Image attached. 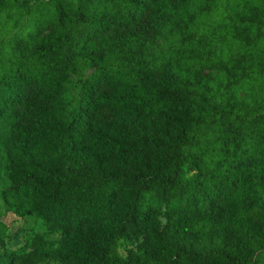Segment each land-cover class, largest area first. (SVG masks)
<instances>
[{
  "label": "trees",
  "instance_id": "16d2710c",
  "mask_svg": "<svg viewBox=\"0 0 264 264\" xmlns=\"http://www.w3.org/2000/svg\"><path fill=\"white\" fill-rule=\"evenodd\" d=\"M51 1L55 28L0 77V150L12 191L5 202L56 235L40 253L58 264H264L257 207L264 183L251 190L264 169L237 165L216 182L200 170L206 124H218L231 155L247 138L264 146V95L246 101L229 93L218 102L214 83L198 72L169 60L145 66L143 49L165 14L159 1L105 0L108 8L91 13L76 0L66 7L70 17ZM24 2L0 0V7ZM238 21L222 28L238 43L248 35L244 22L264 30V0L251 20ZM240 65L244 79L252 66ZM71 87L63 119L57 103ZM168 190L183 199L162 213L152 195ZM20 258L0 252V264Z\"/></svg>",
  "mask_w": 264,
  "mask_h": 264
},
{
  "label": "rangeland",
  "instance_id": "374dc122",
  "mask_svg": "<svg viewBox=\"0 0 264 264\" xmlns=\"http://www.w3.org/2000/svg\"><path fill=\"white\" fill-rule=\"evenodd\" d=\"M64 8L76 0H56ZM91 13L98 7H109L105 0H81ZM152 6L154 0H142ZM165 10L159 20L158 30L154 31L143 49L145 66L154 68L164 60L177 63L185 74L198 72L214 83L213 90L218 102L229 93L236 98L251 101L259 93L264 95V30L263 27L244 22L248 26L245 43L232 40L222 29L239 28L238 17L246 14L248 19L254 14L259 0H156ZM54 3L51 0H26L22 5L9 3L0 7V77L8 62L18 55H26L30 45L46 34L54 25ZM116 63L122 65L121 54L115 55ZM250 63L252 68L245 71L241 63ZM123 69L127 66L122 65ZM234 72L230 74V69ZM91 69L87 74L91 73ZM75 87L65 91L57 103L59 117L66 119L73 106L71 96ZM200 138L203 160L200 170L215 182L223 179L229 169L237 165L255 166L260 172L264 169V146L247 138L236 154L222 150L218 134V124L204 125ZM264 179L253 184L251 190L263 184ZM256 195L261 192L256 190ZM236 194H241L237 192ZM153 203L159 205L163 213L169 207L181 203L183 196L174 190L162 195H152ZM264 197V193H261ZM12 191L8 188L5 161L0 150V252L14 250L21 258L15 264H58L50 255L40 253L47 250L55 239L49 227L33 216L18 217L7 208L6 200H11ZM264 210V202L257 204ZM38 235L39 239L35 236ZM124 256L125 249L119 248Z\"/></svg>",
  "mask_w": 264,
  "mask_h": 264
}]
</instances>
